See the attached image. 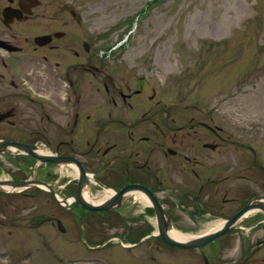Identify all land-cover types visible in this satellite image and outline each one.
Segmentation results:
<instances>
[{"label": "flooded vegetation", "instance_id": "flooded-vegetation-1", "mask_svg": "<svg viewBox=\"0 0 264 264\" xmlns=\"http://www.w3.org/2000/svg\"><path fill=\"white\" fill-rule=\"evenodd\" d=\"M100 37L70 4L0 0L2 233L19 225L25 236L29 225L89 251L117 243L153 260L155 241L173 249L162 228L200 237L214 218L256 203L238 228L239 255L264 264L263 154L246 143L250 157L229 160L235 142L213 122L214 105L175 111L151 62L126 64ZM240 163L246 173L234 174ZM212 252L210 264L221 250Z\"/></svg>", "mask_w": 264, "mask_h": 264}, {"label": "rangeland", "instance_id": "rangeland-1", "mask_svg": "<svg viewBox=\"0 0 264 264\" xmlns=\"http://www.w3.org/2000/svg\"><path fill=\"white\" fill-rule=\"evenodd\" d=\"M45 2L77 8L91 35L101 34L98 39L112 50L110 55L124 57L126 64L151 62L155 85L167 86L175 111L180 112L182 102L202 103L204 108L214 105L213 122L235 142V148L227 147L229 160L250 157L246 143L264 157V0ZM245 171L240 163L233 173ZM231 181L245 184L236 176ZM223 219L218 216L214 221ZM14 226H7L5 233L0 229V264H205L195 248H166L155 241L161 247L154 250L152 260L140 249L127 250L117 243L105 251H89L81 240L49 235L45 228L38 231L29 225L25 236L18 235L23 227ZM244 238L243 229L225 234L209 245L207 257L213 249L214 254L221 250L214 264H242L239 254Z\"/></svg>", "mask_w": 264, "mask_h": 264}, {"label": "water", "instance_id": "water-1", "mask_svg": "<svg viewBox=\"0 0 264 264\" xmlns=\"http://www.w3.org/2000/svg\"><path fill=\"white\" fill-rule=\"evenodd\" d=\"M75 16L77 17V14L75 13ZM260 205H256V203L245 206L242 210H240L234 217H232L230 220H227L224 224H221L219 228H217L214 232L204 235L199 238L195 239H188V240H177L174 238H171V236L166 233V231L161 229L162 232V238L166 243L173 247H179V248H205L206 245H208L211 241L215 240L216 238L220 237L221 235H225V233L235 229L239 226V223L242 221L243 217L245 216L246 212H248L251 209H255V207H259ZM101 208V207H98ZM161 220V218L159 219ZM206 264H209V262L206 259Z\"/></svg>", "mask_w": 264, "mask_h": 264}, {"label": "bare ground", "instance_id": "bare-ground-1", "mask_svg": "<svg viewBox=\"0 0 264 264\" xmlns=\"http://www.w3.org/2000/svg\"><path fill=\"white\" fill-rule=\"evenodd\" d=\"M255 211L253 210V211L248 212L247 216L252 215L253 212H255ZM222 222H223L222 220H217V221H214V224L210 223V225H208V229L206 231H210L212 229H216V228L220 227V224H222ZM170 235L172 238L177 239V240H187L188 238H191L190 235H184V234L177 232V231H172L170 233Z\"/></svg>", "mask_w": 264, "mask_h": 264}]
</instances>
